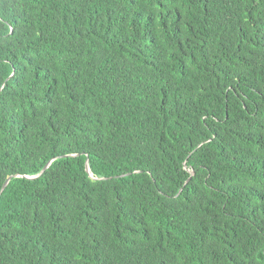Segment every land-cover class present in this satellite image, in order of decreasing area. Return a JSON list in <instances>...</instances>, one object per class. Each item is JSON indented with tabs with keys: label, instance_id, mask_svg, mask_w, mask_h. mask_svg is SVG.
<instances>
[{
	"label": "trees",
	"instance_id": "1",
	"mask_svg": "<svg viewBox=\"0 0 264 264\" xmlns=\"http://www.w3.org/2000/svg\"><path fill=\"white\" fill-rule=\"evenodd\" d=\"M9 178L0 264H264V0H0Z\"/></svg>",
	"mask_w": 264,
	"mask_h": 264
},
{
	"label": "water",
	"instance_id": "2",
	"mask_svg": "<svg viewBox=\"0 0 264 264\" xmlns=\"http://www.w3.org/2000/svg\"><path fill=\"white\" fill-rule=\"evenodd\" d=\"M51 162L52 161H50L44 168H43V170L41 171V173L39 174V175H37V176H26V178H28V179H36V178H38V177H40L47 169H48V167L50 166V164H51ZM86 171L89 173V175L92 177V174H91V172H90V168H89V165H88V162L86 163ZM191 174H192V176L194 175V172H191ZM93 178V177H92ZM10 179L11 178H9L5 183H4V185H3V188H2V190H1V192H0V196H1V193L4 191V189H5V187L7 186V184L9 183V181H10ZM189 181V180H188Z\"/></svg>",
	"mask_w": 264,
	"mask_h": 264
}]
</instances>
